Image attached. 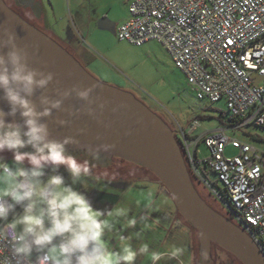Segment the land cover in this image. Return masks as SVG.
Listing matches in <instances>:
<instances>
[{"label":"clouds","instance_id":"1","mask_svg":"<svg viewBox=\"0 0 264 264\" xmlns=\"http://www.w3.org/2000/svg\"><path fill=\"white\" fill-rule=\"evenodd\" d=\"M5 35L0 44L9 51L0 53V98L9 111L0 109V153L11 152L13 163L0 157V264H136L138 256L150 264L165 257L179 260L182 247L173 245L160 252L149 242L133 246V238L140 240L146 226L127 237L121 235L119 251L107 246L105 237L115 232L120 218L127 220V228H135L137 219L129 218V209L119 206L107 213L94 208L88 195L76 187H85L88 168L68 151L72 138H54L44 122L73 93L90 102L93 89L58 91V99L42 94L39 110L30 98L37 90H46L54 74L32 68L15 35ZM17 114L22 122L8 119ZM59 123L65 126L68 121ZM61 166L70 174V184Z\"/></svg>","mask_w":264,"mask_h":264},{"label":"built area","instance_id":"2","mask_svg":"<svg viewBox=\"0 0 264 264\" xmlns=\"http://www.w3.org/2000/svg\"><path fill=\"white\" fill-rule=\"evenodd\" d=\"M128 12L115 28L120 40L157 41L198 98L224 99L239 124L264 128V0H129ZM199 125L194 120L178 133L189 165L202 173L198 144L203 142L209 150L204 168L216 174L230 202L203 175L205 183L264 253V149L229 137L225 127L192 138ZM228 145L237 153L227 155Z\"/></svg>","mask_w":264,"mask_h":264},{"label":"water","instance_id":"3","mask_svg":"<svg viewBox=\"0 0 264 264\" xmlns=\"http://www.w3.org/2000/svg\"><path fill=\"white\" fill-rule=\"evenodd\" d=\"M96 24L99 29L115 33L116 24L107 16L99 17ZM5 32L15 35L16 44L27 52L32 68L54 74L48 88L37 90L30 98L39 110H42L39 101L42 94L58 99V91L73 87L93 89L90 102L73 93L64 100L61 110H53L44 119L54 138H72L68 145L70 153L80 160L76 152L102 151L107 156H118L151 170L170 195L177 212L197 229L203 264L211 262L212 244L229 251L243 264H264V253L253 237L200 194L176 132L143 100L130 90L94 76L62 44L0 0V42L7 39ZM7 51L0 44V53ZM0 109L9 111L8 103L2 98ZM8 119L22 122L19 114ZM61 120L68 121L67 125L61 126Z\"/></svg>","mask_w":264,"mask_h":264},{"label":"rangeland","instance_id":"4","mask_svg":"<svg viewBox=\"0 0 264 264\" xmlns=\"http://www.w3.org/2000/svg\"><path fill=\"white\" fill-rule=\"evenodd\" d=\"M45 3L49 11L50 26L48 25V27L53 30L55 36L59 38L66 37L70 28L81 46L88 50L90 61L88 63L81 62L85 68L102 81L132 91L155 111L172 130L179 133L181 128L185 129L194 120H199L200 125L192 134V138H195V136L201 135L207 130L222 128L224 125L220 118L226 120L231 117V112L224 99L211 102L196 96L185 73L175 65L171 55L163 45L153 40L136 45L126 40H120L114 32L97 27V20L94 19L101 16L109 17L116 25L125 21L129 17L128 0H45ZM78 10L79 12L82 10L80 12L81 22L77 19ZM80 23H83V25H80ZM225 128L229 137L238 138L264 149V142L256 140L248 134L256 133L264 136L263 127L250 122ZM225 153L234 155L237 150L228 145ZM208 156L209 150L201 142L198 145V158L201 160L198 167L205 172L206 178L212 182L216 189L218 187L224 189L223 184L217 181L216 174L204 168V161L202 160ZM0 157L10 165L13 163L11 152L0 153ZM25 166H28L27 163ZM60 172L64 175L66 182L70 184L71 176L63 166H61ZM194 174H192L194 182L200 194L208 203L230 218L221 200L205 183L204 174L198 170ZM43 179L46 181L47 176ZM84 179L86 188L83 184H78L76 187L88 195L91 189L89 179L96 180V177L88 173V176ZM150 183L152 182H138L128 189V192L109 187L111 192L123 196V199L115 208L118 206L127 208L128 205L137 203L142 204V206L147 204V201L137 191L150 186L155 194L158 184ZM165 196L168 205L170 204L172 210L176 211V206L170 195ZM21 211L22 209L18 206L17 212ZM179 217L183 226H180V228L172 226V220L169 216L164 220L159 218L143 219L141 229L146 226L148 231H143L141 239L148 236L146 238H148L153 249L160 252L170 251L173 245L184 248L185 252L190 250V264H198L200 260L198 231L188 224L181 215ZM129 218L135 217L131 216ZM121 221H118L117 224L122 223ZM150 223L152 224L150 225ZM132 234L133 231L124 236L127 237ZM121 235L123 234L119 231H115L109 236L106 235L107 246L114 251H119ZM157 236L158 240L155 241L154 237ZM139 241L133 238V246L137 247ZM211 255L214 260L210 264H242L235 255L215 244H212ZM166 260L169 259L165 257L159 264ZM172 262L175 263L173 260Z\"/></svg>","mask_w":264,"mask_h":264},{"label":"flooded vegetation","instance_id":"5","mask_svg":"<svg viewBox=\"0 0 264 264\" xmlns=\"http://www.w3.org/2000/svg\"><path fill=\"white\" fill-rule=\"evenodd\" d=\"M4 1L26 21L49 34L69 50L80 62L83 61L73 42L74 36L70 28L66 37L59 38L48 27L43 0ZM175 136L177 141L180 140L177 132ZM76 155L88 168V173L96 177V180L89 179L91 189L88 197L91 199L94 208L105 213L110 210L111 205H117L123 199L122 194L111 192L109 187L127 191L138 182L157 180V178L153 177L151 170L145 166L118 156H107L102 151L87 152L82 150L76 152ZM115 231H118V229L115 228ZM211 257L210 261L212 262L214 257L212 255ZM198 264H203L201 258Z\"/></svg>","mask_w":264,"mask_h":264},{"label":"crops","instance_id":"6","mask_svg":"<svg viewBox=\"0 0 264 264\" xmlns=\"http://www.w3.org/2000/svg\"><path fill=\"white\" fill-rule=\"evenodd\" d=\"M129 1V0H128ZM44 3V9H45V17L48 19L49 18V11H48V7L46 6L45 0H43ZM128 5V3H127ZM78 13L77 15V19H79V21L81 22V17H80V12H82V10L77 11ZM90 17V16H89ZM91 18V17H90ZM92 19V18H91ZM98 18L94 19L95 21ZM47 24L50 26L49 23V19L47 20ZM80 25H83V23H80ZM119 25V24H118ZM116 25V26H118ZM73 33V32H72ZM74 38H73V42L77 48V51L80 55V57L83 59L84 62H89V52L86 48L82 47L81 44L79 43L78 39L76 38V36L73 34ZM148 42V41H147ZM150 184H158V187L156 188L155 194L152 192V189L149 187H145L144 189H139V191H137V193H139V195L147 201V204L143 205L142 204H130L128 205V207L126 209H129V217H135V219H137L138 224L135 226V228H127V220L120 218L121 222L120 224H117L116 228L118 229L119 232H121L123 235H127L129 232L133 231L134 232H138L141 231V221L143 219H161L164 220L166 219L168 216L169 218H171L172 220V226L179 227L182 226L181 224V220L180 217L176 211L172 210V206L169 204L168 205V200L166 199L165 195H169L165 189L163 188L162 184L158 181V180H151ZM129 191V190H128ZM127 191V192H128ZM164 196V197H163ZM117 205H111L110 206V210H113ZM152 223H150L151 225ZM183 227V226H182ZM182 229V228H181ZM148 235V234H147ZM148 237V236H146ZM145 236L143 237V239H140V241L138 242V246L140 245V243L143 242H149L148 238H146ZM155 241L158 240V236L154 237ZM170 238V237H169ZM162 242V240H161ZM172 242V240H171ZM174 242V241H173ZM168 251V250H167ZM165 252V251H163ZM139 259H137V264H150V261L147 260L145 257L143 256H138ZM190 259H191V252L190 250H188L187 252L184 251L183 256L179 258V260H175L173 259V261L175 263L172 262V260H166L161 262V264H190Z\"/></svg>","mask_w":264,"mask_h":264},{"label":"trees","instance_id":"7","mask_svg":"<svg viewBox=\"0 0 264 264\" xmlns=\"http://www.w3.org/2000/svg\"><path fill=\"white\" fill-rule=\"evenodd\" d=\"M220 120H221V122L223 123V127H233V126H236L237 124H239L240 122H241V119H239L238 117H235V116H233V115H231V117H229V118H227L226 120H224V119H222V118H220ZM252 138H254V139H256V140H260V141H262V142H264V136H260V135H258V134H256V133H248ZM178 143H179V145H180V148H181V150H182V152H183V156H184V158H185V161H186V163L187 164H189L188 163V160L186 159V157H185V153H184V147L182 146V144H181V142H180V140H178ZM201 143V142H200ZM199 143V144H200ZM198 144V145H199ZM188 169H189V172H190V174H191V176H192V179H193V181H194V177H193V175L192 174H194V171H193V169L191 168V166L190 165H188ZM204 175H205V172L204 171H201ZM151 173L153 174V176L155 177V178H157L155 175H154V173L151 171ZM195 175V174H194ZM195 183V182H194ZM218 193H219V195L221 196V198L224 200V201H226V202H230V197H229V195H228V193H227V191L226 190H224V189H221V188H219L218 187ZM179 215H181L180 213H179ZM182 216V215H181ZM183 217V216H182ZM184 218V217H183ZM188 223V222H187ZM189 224V223H188ZM192 226V225H191ZM193 227V226H192ZM193 228H195V227H193ZM196 229V228H195ZM197 230V229H196ZM215 245H217V244H215ZM242 263V262H241ZM243 264V263H242Z\"/></svg>","mask_w":264,"mask_h":264}]
</instances>
